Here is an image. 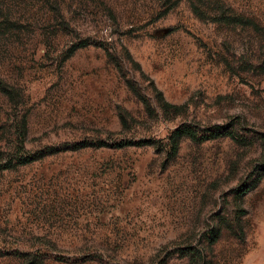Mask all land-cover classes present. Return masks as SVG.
<instances>
[{
  "label": "rangeland",
  "instance_id": "374dc122",
  "mask_svg": "<svg viewBox=\"0 0 264 264\" xmlns=\"http://www.w3.org/2000/svg\"><path fill=\"white\" fill-rule=\"evenodd\" d=\"M0 81V264H264V0H0Z\"/></svg>",
  "mask_w": 264,
  "mask_h": 264
},
{
  "label": "trees",
  "instance_id": "16d2710c",
  "mask_svg": "<svg viewBox=\"0 0 264 264\" xmlns=\"http://www.w3.org/2000/svg\"><path fill=\"white\" fill-rule=\"evenodd\" d=\"M87 45L86 41H82L77 45H73L72 49L70 50V53L73 52L74 50L84 47ZM129 57V56H128ZM130 59V58H129ZM129 87H131V85L129 84ZM153 91L155 92V98L157 99L159 105L161 106V108L165 111V112H170V111H174V112H178L180 113V109L174 105H171L169 103H167L162 95L161 92L157 91L155 88H153ZM0 92H4V93H8V89L6 88V86L4 85V83L2 81H0ZM121 123L124 125L126 124V121L124 119V117L121 116ZM182 136L191 138V139H196L191 132H188L187 130H183V129H179L177 130L175 133H173L170 136V148H171V157H174L177 154L179 145H180V139ZM231 137V136H230ZM145 143H138V144H133V145H144ZM126 145H131V143H119V144H106V143H97L96 147H122V146H126ZM86 144H79V145H75V146H70L67 148H64L63 150H54V149H47L46 150V154H54V153H58V152H63V151H67V150H79L81 148H85ZM30 161H32L31 158H21L20 160H18V164L23 165L26 163H29ZM1 169V168H0Z\"/></svg>",
  "mask_w": 264,
  "mask_h": 264
}]
</instances>
